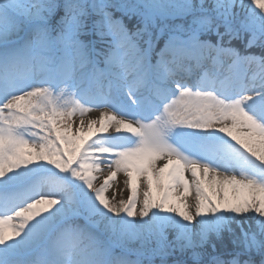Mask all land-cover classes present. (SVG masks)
I'll return each mask as SVG.
<instances>
[{"label": "snow or ice", "instance_id": "snow-or-ice-1", "mask_svg": "<svg viewBox=\"0 0 264 264\" xmlns=\"http://www.w3.org/2000/svg\"><path fill=\"white\" fill-rule=\"evenodd\" d=\"M0 264H264V0H0Z\"/></svg>", "mask_w": 264, "mask_h": 264}, {"label": "rangeland", "instance_id": "rangeland-1", "mask_svg": "<svg viewBox=\"0 0 264 264\" xmlns=\"http://www.w3.org/2000/svg\"><path fill=\"white\" fill-rule=\"evenodd\" d=\"M98 111H99V110H94L92 113L89 114V116H96V115H98ZM87 118H89V117L86 116L85 119H87ZM77 120H78V118H77ZM123 179H124V177H123V175L121 174V175L119 176V180L121 181V183L119 184V187H120V188H124V187H125V186L123 185V183H122ZM127 195H128V193H127V190H126V188H125V190H124V192H123V198H124V199H127ZM120 198H121V197L118 195V196H117V199H120Z\"/></svg>", "mask_w": 264, "mask_h": 264}]
</instances>
